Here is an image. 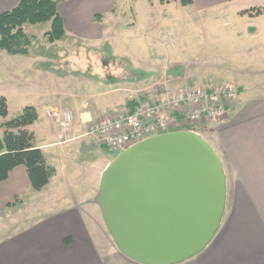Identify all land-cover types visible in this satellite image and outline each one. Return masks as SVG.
<instances>
[{
	"label": "crops",
	"instance_id": "0c3cea01",
	"mask_svg": "<svg viewBox=\"0 0 264 264\" xmlns=\"http://www.w3.org/2000/svg\"><path fill=\"white\" fill-rule=\"evenodd\" d=\"M17 2L0 0V12ZM262 2L193 0L183 5L180 0H61L59 12L67 36L102 41L109 40L120 28L132 31L139 27L145 37L152 39L153 49L140 56L141 66L146 70L128 86L125 80L121 82L110 75L92 78L83 74L78 81L73 79L80 88L103 85L105 88L99 92H83L84 88H79L81 92L68 90L66 78L50 76L48 71L35 75L38 61L28 68L31 75L10 71L11 78L17 81L13 90L41 96L31 104L37 108L38 118L46 114L49 124L40 128L43 137L34 143L42 149L48 164L56 167V174L40 190L33 188L23 164L16 165L7 178L0 180V264H145L122 253L100 222L103 213L96 197L102 173L114 155L86 164L69 162V151L105 146L97 135H82L87 129L84 121L126 109L131 98L127 91L134 86L143 89L136 95L154 97L164 89L181 85L223 82L237 85L239 97L223 119L205 125L210 126V134L225 157L222 159L228 185L225 213L217 234L206 248L175 264H264ZM172 3L185 8L184 16L191 21L196 17L201 22L205 17L213 21L221 16L228 19L229 28L223 31V41L217 40V45L208 41L193 45L195 36L184 34L182 24H176L172 14L162 11V6ZM126 7L132 11L128 22L122 17ZM164 20L173 25L172 30L166 28L171 40L186 36L185 46L173 43L171 47L167 43L162 28ZM15 55L28 56L11 54ZM44 81L53 82L54 88H43L42 83L47 84ZM48 107L71 108L75 123L62 131L57 121L47 115ZM35 122L29 125L33 132L37 129ZM64 137L67 140L61 141Z\"/></svg>",
	"mask_w": 264,
	"mask_h": 264
},
{
	"label": "water",
	"instance_id": "95a60500",
	"mask_svg": "<svg viewBox=\"0 0 264 264\" xmlns=\"http://www.w3.org/2000/svg\"><path fill=\"white\" fill-rule=\"evenodd\" d=\"M216 148L191 129L149 136L119 152L96 201L118 249L145 264L187 260L213 240L227 203Z\"/></svg>",
	"mask_w": 264,
	"mask_h": 264
},
{
	"label": "rangeland",
	"instance_id": "374dc122",
	"mask_svg": "<svg viewBox=\"0 0 264 264\" xmlns=\"http://www.w3.org/2000/svg\"><path fill=\"white\" fill-rule=\"evenodd\" d=\"M260 7L264 10V2L260 4ZM161 9L166 13L172 14L177 21L176 24H182L181 26L182 28L184 27L185 30L184 34L191 33L195 36L196 40L193 45L203 44L206 41H208L210 45H217L218 42L223 41L225 37L223 31L229 28V25H227L228 19L222 16L220 17L221 19L218 18L214 21L211 20V18L206 19L205 17L204 22H201L198 17H196L194 21H191L190 18L186 19L184 13L187 10L181 8L177 3H172L169 6H162ZM122 17L125 22L131 20V7L125 8ZM50 25L51 21L25 24V29L36 36V40L31 46L30 52L27 54L28 56H11L6 50L0 49V92L6 93L7 97L4 94L0 95H4L8 102V114L3 116L0 113V136L3 135L5 129L2 125L4 121L18 116L23 106L38 102V100L41 99L39 94H34V96L31 94L24 95L13 90L14 87H17V81L11 78V70L19 74H23L22 71H24V74L31 75L32 72L29 71L28 68L32 67V62L38 61L33 72L35 75H38L40 72L44 73L48 71L50 76L61 77L63 79L66 78L68 84H66L65 87L68 90L81 92L80 89L84 88L83 92L88 93L92 91H102L105 87L101 84L99 85L100 87H94L93 89L75 86L74 80L76 79V81H78V79L82 78L81 75L83 74H87L92 78H101L110 75L116 80L119 79L121 82L125 80V86H128L129 84H133L136 80H139L138 77L142 76L144 70H146L141 66L139 59L146 51L151 52L153 49V41L151 38L145 37L142 29L139 27L132 31L120 28L118 31H115L114 36L109 37V40L92 41L66 35L63 39L50 42L45 36V31L50 28ZM162 28L165 39H167L166 41L167 43L169 42L171 47L173 43L185 46L184 39L186 36L178 40L172 35L174 39L171 40L168 35L166 28H170V30L173 29L171 22L164 20ZM22 67L23 70H20ZM44 83L47 84L45 85L42 83L43 88H54L53 82L48 83V81H44ZM58 84L63 85L62 83ZM141 90L143 89L138 85L134 86L133 89H128L127 92L133 97L139 94ZM36 120L37 122H35V124L37 129L34 132V140L40 141L43 134L39 130L49 124V119L46 114H44ZM200 122L203 124L196 123L192 125V128L198 130V132L216 148L222 159L225 160L220 145L214 141L210 134V129H208L210 126L205 125V121ZM66 140V137L61 139V141ZM67 147L69 146H66V148ZM117 153L118 152L115 150L106 146L98 145L97 148L87 146L81 148L80 151H75L74 149L69 151V162L77 160L86 164H91L92 162L98 163L103 159L102 156H115ZM100 220L107 235L117 247L115 240L106 226L103 216H101Z\"/></svg>",
	"mask_w": 264,
	"mask_h": 264
},
{
	"label": "built area",
	"instance_id": "2783aa9c",
	"mask_svg": "<svg viewBox=\"0 0 264 264\" xmlns=\"http://www.w3.org/2000/svg\"><path fill=\"white\" fill-rule=\"evenodd\" d=\"M238 97L239 87L229 82L182 85L149 98L136 95L132 108L85 120L87 129L82 135H97L107 147L121 151L148 136L178 129L182 124L192 126L200 121L213 123L223 119ZM46 112L62 131L75 123L71 108L49 107Z\"/></svg>",
	"mask_w": 264,
	"mask_h": 264
},
{
	"label": "trees",
	"instance_id": "16d2710c",
	"mask_svg": "<svg viewBox=\"0 0 264 264\" xmlns=\"http://www.w3.org/2000/svg\"><path fill=\"white\" fill-rule=\"evenodd\" d=\"M61 0H18L3 12H0V49L10 54H28L36 40L34 34L25 29L27 23L51 21L45 31L48 41L53 42L66 36V28L59 12ZM183 5L193 0H180ZM133 107L135 101L130 99ZM0 113L8 114V102L0 95ZM38 118L37 108L26 105L21 113L2 123L5 127L0 136V180L7 178L10 170L23 164L27 168L32 186L36 190L44 188L56 174V167L48 164L40 147L34 143V132L29 125Z\"/></svg>",
	"mask_w": 264,
	"mask_h": 264
}]
</instances>
